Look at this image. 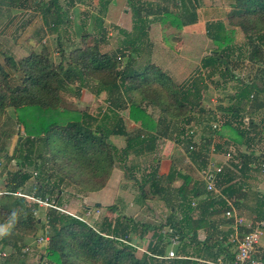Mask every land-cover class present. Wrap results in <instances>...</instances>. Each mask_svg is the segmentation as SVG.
Listing matches in <instances>:
<instances>
[{
	"label": "trees",
	"instance_id": "1",
	"mask_svg": "<svg viewBox=\"0 0 264 264\" xmlns=\"http://www.w3.org/2000/svg\"><path fill=\"white\" fill-rule=\"evenodd\" d=\"M0 2L7 7H15L24 5L25 0ZM126 2L129 3V0ZM179 5L180 12H174L177 11L176 2H172V11L159 3H147L143 7L133 8L136 24L132 28L136 33L119 29L118 32L124 38L112 53L98 50V43L104 40L105 35L102 16L98 15L94 18L95 31L91 33L82 30L79 34L81 44L68 54L60 47V37H56V61L50 57L44 42H41L38 53L32 50L19 58L5 55L0 61V137L7 139L10 136L1 126L8 109H11L17 126L16 146L13 148L17 155L14 157V153L10 158L19 167L18 171L8 174L9 185L1 190L0 225L15 211L19 215L10 222L9 234L1 237L2 247L9 245L16 248L11 237H19L27 232L34 233L42 226L38 218L33 216L36 205H26L23 197L13 194L29 178L23 168L30 164V156L33 168L41 173V177L35 176L38 183L34 189L35 196L51 197L57 186L53 182L49 185L48 180L51 178L56 182L64 181L75 185L85 192L98 191L106 184L115 164L121 165L123 174L133 179L131 169L138 164L137 159L152 156L160 140L167 138L171 131H181V126L176 127V122L183 126H193L194 110L203 113L200 101L205 86L200 82L198 86L197 80L176 82L153 64L132 68V60L128 57L119 67L117 57L124 55L122 49L128 47L136 51L142 39L147 38V22L150 20H157L162 31L168 28L177 31L184 25L196 22V9L192 6L186 8L182 2ZM105 6V0H100V13ZM52 13L55 15L52 26L68 25L66 12L56 0L48 1L41 9L44 21ZM226 19V22H205V36L212 40L215 48L201 57L199 68L208 69L207 76L219 71L220 76L230 79L233 76L229 62L233 52L231 47L234 48L232 35L235 29H239L244 37L243 43L235 48L242 50L244 45L247 58L251 62H258L259 57L264 54V0H232L230 15ZM169 38L178 39L174 34ZM261 76L263 79L262 73ZM199 81L202 82L200 77ZM238 84L228 97L225 115L222 118L217 114L211 117L210 121L215 116L219 118L220 129H211L209 124L207 128L217 137H224L232 144L248 147L258 141L260 132H256L257 124L253 120L243 124L242 110L245 104L254 111L264 108V83L259 87L254 82L238 81ZM70 88L76 97L80 96L81 89H87L94 96L103 93L105 108L97 114H89L86 110L64 105V96L69 93ZM151 108L157 109V117L152 114ZM123 109L127 110V118L139 127L133 134L125 130L120 114ZM263 120L264 117L261 118ZM111 136H122L124 146L116 147L109 140ZM208 136L209 133L195 138L192 150L187 148L189 139L184 138L181 143L191 158H198L202 151L199 147L200 141L205 145L208 143ZM218 148L215 145L216 151ZM3 149V141L0 140V159L6 160L8 155ZM44 153L46 162H41L39 166L34 160H38L40 155L41 158L44 157ZM202 155L205 157V154ZM238 156L241 159L237 169L241 172L249 160V154L236 155L235 158L238 159ZM252 159L255 162H264L262 154H256V158ZM231 177L233 176L230 173L220 171L215 185H224ZM175 180H180L177 186L173 185ZM133 181L142 201L155 197L168 205V215L162 223L135 224L131 217L117 214L116 210L117 215L112 220L107 219L92 227L74 216L48 208V237L43 257L54 264H208L207 261L215 262L218 258L225 263L232 260V245L227 241L231 232L228 226L230 221L223 217L225 205L222 199L206 192L203 185L173 167L164 176L151 170L139 180L134 178ZM146 189L147 192L144 191ZM221 189L228 197L234 192L229 185ZM201 195L204 196L195 203L197 216L193 218L190 214L192 208L189 206V196ZM54 198L57 205H60L58 197ZM115 208L112 204L107 210L114 212ZM261 217H264V213ZM137 225L141 227L140 233L150 231L146 251L139 257L134 256L131 246L121 242H130L129 234H132ZM222 225L227 228L219 229ZM164 227L167 228L165 231L162 230ZM241 227L239 229L243 233L252 228ZM199 229L205 233L202 240L194 238ZM171 238L176 239V244L173 245L176 256L165 258L171 246ZM183 244L189 245L188 254L180 253L184 249ZM262 260L264 262V257Z\"/></svg>",
	"mask_w": 264,
	"mask_h": 264
},
{
	"label": "rangeland",
	"instance_id": "2",
	"mask_svg": "<svg viewBox=\"0 0 264 264\" xmlns=\"http://www.w3.org/2000/svg\"><path fill=\"white\" fill-rule=\"evenodd\" d=\"M48 1L50 0H25L24 5L15 7H7L0 2V61H2L5 55L19 58L32 50L38 53L41 42H44L48 48L50 57L56 61L58 57V55H56V51L58 50L56 37H60V47L65 50V54H68L70 50L81 44L79 34L82 30L91 33L95 31L94 18L98 15L102 16V25L105 30L104 40L98 43V50L100 52L112 53L121 45V40L124 38V35L118 32L119 29H123L132 34L136 33L132 28L136 24L133 8L143 7L147 3L152 5L159 3L165 5L168 10L172 11L174 10L172 2H176L177 11L174 10V12H180L181 8L179 4L183 2V6L186 8L192 6L196 9V26L184 25L177 31L173 28L162 31L157 20H150L147 22V38L142 39V43L138 48H136L135 44L134 47L136 51H132L128 47L122 49L124 55H119L117 57L120 62L119 67L124 64L128 57L132 60L130 62L132 68H141L147 64H153L158 67L160 66L164 71L167 70L166 73H169V76L176 82H184L185 80L186 82H192V80H197L198 86L199 82L202 85L204 84L205 88H203L201 92L202 98L200 101L203 113L200 114L194 110L192 125L195 129H199L205 134L209 133L207 126L211 124L210 120L214 114L219 115V118H222L223 114L225 115L228 97L236 90V87L239 85L238 81L243 83L254 82L257 87L264 83V78L262 79L261 76V73L264 75V54L262 57H259L258 62L253 63L247 58L244 45L242 50L235 48L244 41V37L239 29H235L232 35V46H234V48L231 47L233 52L230 56L229 69L233 76L230 79L220 76L219 71L214 75L207 76L208 69L199 68V60L201 57L209 54L210 50L215 48V45L211 39H208L204 35V27L202 28L198 25L199 22L197 21H203V24H205V22L217 20L226 22V17L230 15L232 0H129V3H127L126 0H108L106 3L105 0L106 6L102 13H100L99 9L100 0H56L64 9L68 18V25H54L56 27L52 26L55 17L54 13L48 16L45 21L42 19L41 9L44 8V5H47ZM109 1L112 4L118 5L112 7L110 4V6H108ZM121 11L122 14H120ZM119 14L120 16H118ZM141 14H143L142 16L145 15L143 11ZM172 34L176 35L178 39L172 40L169 38ZM87 42L90 43L89 40H87ZM199 77L202 82L199 81ZM79 95V97H76L73 93V89L70 88L69 93L64 96L65 99L62 103L70 108L81 111L86 110L89 114H97L99 110L103 111L106 106L105 96L103 94L93 96L87 89H81ZM126 111V109L121 110V116H126ZM150 111L157 117V109L151 108ZM242 112L243 124L245 125L248 120H253V122L257 124L256 132H260V136L258 141L253 143L251 147L253 151H245V147L242 146L239 153L242 152L241 154L245 155L252 152L260 154V152L264 150V120L261 121V118L264 117V108L254 111L245 104ZM124 124L125 128L131 129L128 118H126ZM175 125H177L176 127L183 126L179 122H176ZM1 127L3 130L9 132L10 136H7V139H2L3 137H0V140H2L4 144L3 151L8 155V157L5 158L6 160H4V158L0 159V190L6 189V186L9 185V179H7L8 174L19 170V167L15 164V160L10 158V156H13L15 153L13 148L16 146L15 143L17 139V134L15 133L17 126L14 121L13 110L8 109L7 116L6 118L4 117ZM172 133L174 132L171 131L169 137H176L173 136ZM20 134H22L21 131ZM114 140L117 143L122 142H118V140H122L118 137L114 138ZM163 143L164 140H160L158 144H161L162 147ZM247 148L250 149L249 147ZM162 150L159 152L163 156ZM256 154L252 153V157L256 158ZM16 155L17 153L14 154V157H16ZM43 155L44 157L41 158L40 155L38 160H34L39 166H41V162L47 158L45 153ZM155 156H157V154ZM131 157L132 155H130V158ZM147 159H149V157ZM147 159L139 157V159H137L138 164L131 170V174L136 180L142 178L145 172L151 171V158L149 162H147ZM237 160L239 162V158ZM29 162L30 164H27L25 168H23L29 175V178L20 187V192L33 195L35 186L38 184L36 183L35 176L41 177V173L33 168L31 156ZM115 165L118 166L117 164ZM119 166V169L116 168L114 170L111 182L109 181L110 189L108 196H110V200H112L113 196L115 197V199H113V206L116 207L114 212L110 211L111 215H109V217H107L105 213L109 206L107 201H104L103 205L100 204L101 206L98 205L97 207L93 202V198H90V201H86L84 196H87L88 192L82 191L75 185L73 186L64 181L56 182L55 179L51 178L48 180L49 185L51 182L57 185L53 189L51 197H58V204H60L58 206L61 208V211L58 212L74 216L77 219L81 218L82 220H79L92 227L98 226L100 222L107 221V219L112 220L116 216L114 213L119 208L122 209L121 212H124L127 217L132 216L135 219V224L158 225L162 223L168 215V205L155 197L149 199L146 197L147 201H141L139 190L136 187V183L133 181L134 178L131 179L122 174L121 165ZM196 167L198 169L202 168L199 164H197ZM248 182L250 181L248 180ZM58 189L59 192H57ZM144 191L147 192V189ZM33 196H35V194ZM196 200L197 199L194 200L193 206H190L189 203V206L192 208L190 214L193 218L197 216L195 203L198 201ZM24 201L26 205L33 204L30 200L24 199ZM87 209H89L92 214L85 217L84 212H86ZM47 210L48 208L43 206H36L33 216L38 218L42 226L34 233L27 232L20 234L19 237H11V241L15 243L16 248L8 247L3 249L6 254L9 253V255L12 256L14 264H54L52 261L43 257L46 242L41 246H36L33 243L35 236L48 230L46 225ZM13 214H15V218L19 216L15 211L11 215H8L7 219L2 224L8 229L11 226L10 222L14 219ZM139 228L141 227L137 225V232L135 233L141 236L139 235V238H135L140 240L131 238L130 242H128L129 244L121 241L123 244H128L133 248L135 257H139L141 253L146 251V243L150 235V231L140 233ZM166 229L167 228L164 227L162 230L165 231ZM262 231H264V228ZM133 233L134 232H132V234ZM132 234L129 235L131 236ZM204 235V231L199 229L196 231L194 238L200 240L202 237L204 238ZM25 245L28 246V251L23 254L21 249ZM183 246L184 249H181L182 251H180V253L188 254L189 245L183 244ZM170 248L174 251V246H170L168 249ZM0 258H4V256L0 255ZM0 264H2V261Z\"/></svg>",
	"mask_w": 264,
	"mask_h": 264
},
{
	"label": "crops",
	"instance_id": "3",
	"mask_svg": "<svg viewBox=\"0 0 264 264\" xmlns=\"http://www.w3.org/2000/svg\"><path fill=\"white\" fill-rule=\"evenodd\" d=\"M120 1H123V0H120ZM181 1H184V0H181ZM110 4L112 7L118 5V4H116V5L112 4L109 1L108 6H110ZM120 14H122V11L120 12ZM120 14L118 16H120ZM149 18H150V16H149ZM197 22H199L198 25H200L202 28L204 27V24L202 23L203 21H197ZM192 25L196 26V23L189 24L188 26H192ZM204 35H205V31H204ZM159 68H160V66H159ZM160 69L162 71H164L162 68H160ZM164 72H167V70ZM167 74L169 75V73H167ZM101 94H103V93H101ZM91 95H93V94H91ZM122 118H123V123H124V121L127 118V114H126V116L122 115ZM129 122L131 125V129L125 128V130H126V132H129V134H133L136 130L139 129V127L133 121L129 120ZM182 127L183 126H181V128ZM219 129H220V126L217 130H219ZM195 131L198 133V137H200V138L202 137V135H207V134L203 133L202 131H200L199 129H195ZM210 133H212V134H210ZM213 133L214 132H211V131L209 132V136L206 138L208 143H206L205 145H202L201 141H200L199 147H200V149H202L201 155H199L198 158H196V157L191 158L188 155V153L185 151V149L183 148V146H182L183 143H181L184 140L182 138V130L181 131L177 130V132L174 131V133H172V134H173V136H176V137L170 138L168 136L167 138H163V139L161 138L162 140H164L162 147H161V144L157 143L156 147L154 148V152L151 154L152 156H150L149 159H147V162H149V160L151 158V167H152L151 170H156V173H158L159 175L164 176L165 174H167L169 168L173 167L176 170H179L181 173H184V174L190 176L192 179H194V181L196 183L203 185V187L205 186V183H204L202 173L206 169L208 162H211L215 166H221V169H222L221 172L222 173L228 172L233 177H231V179L229 181H227L224 185H221V186L215 185V186H216V188L222 190L221 187L223 188L224 186L229 185V188L234 191L232 196L235 199V205L234 206H235L236 212L243 219V221H242L243 224L241 225L242 226L241 228H243V229L248 228V227L251 228L254 226L255 222H257L259 220H264V217H261V214L264 213V204H263L264 203V170L262 171L260 168L261 163H264V162L263 161L255 162L254 159H252V158H254V157H252V153L253 154H256V153H254V152L248 153V154H250L249 160L247 161L246 165L244 166V170H242L240 172V170L237 169L240 166V163L235 158V156L240 155L242 153V152L239 153V150L241 149V147L243 145H237L235 143L232 144V142L227 140L226 138L220 137V136L217 137V135H215ZM116 137L122 139V140H118V142L122 141L121 142L122 144L117 143L114 140V138H116ZM204 137H206V136H204ZM109 140L111 143H113L118 148L123 147L125 144L124 138L122 136H111V137H109ZM113 141H115V142H113ZM215 145L219 146L217 151L214 149ZM243 147H245V146H243ZM248 147L250 149L245 147V151L246 150L247 151L248 150L253 151L251 148L252 145L248 146ZM229 148H233V151H234L233 157L234 158L229 159V160H225L223 154ZM160 150H162L163 156L159 152ZM156 154H157V156H155ZM202 154H205V157ZM248 154H246V155H248ZM260 154H262L264 157V150L261 151ZM204 158H205V160H204ZM238 158L241 159V157H239V156H238ZM200 159H202V161H204V162L200 161ZM197 164H199V166H201L202 168L198 169L196 167ZM116 168L119 169L120 166L118 165V166L113 167V169L109 175V178L107 179L104 187H102L98 191L88 192L87 196H84L86 198V201L89 200L90 198H93L94 199L93 202L95 203V205H96V203H98V205H100V204L103 205L104 201H107L108 205L113 204V199H115V197L113 196L112 200H110V196H108V192L110 189L109 181L111 182L113 172ZM121 173L123 174L122 171H121ZM218 177H221V176H218ZM215 179H217V175H216ZM248 180L250 182H248ZM179 182H180V180H175L174 181L175 184L173 183V185L177 186L179 184ZM17 191L20 192L21 190L18 189L15 192H17ZM21 193H23V192H21ZM119 195H122V194H119ZM203 196L204 195H201L199 197L189 196V199L191 201H194L195 199H197L196 201L199 202V199H201V197H203ZM205 196H206V194H205ZM140 200L142 201V199H140ZM145 201H147V200H145ZM135 207H137V206H135ZM138 209H135V210H138ZM117 210H118L117 214L125 215L124 212H121L122 209L119 208ZM105 213L107 214V217H109V215H111L110 211L106 210ZM114 214L117 215L116 213H114ZM130 217L135 222V219L132 216H130ZM226 228H227L226 225L219 226V229H222V230H225ZM133 232L134 233L130 236V240H131V238L137 239L135 237L139 236L138 233H135V232H137L136 228L134 229ZM202 239H203V237H202ZM202 239H200V240H202ZM137 240H140V239H137ZM8 247H10V246L5 245L2 247V238L0 237V255L4 256V258H0V262L2 261V264H14L12 256H10L9 253L6 254L3 250V249H6ZM263 249H264V231H262L260 236L258 237V241L254 245V251H253L252 255L255 257H262V250Z\"/></svg>",
	"mask_w": 264,
	"mask_h": 264
},
{
	"label": "built area",
	"instance_id": "4",
	"mask_svg": "<svg viewBox=\"0 0 264 264\" xmlns=\"http://www.w3.org/2000/svg\"><path fill=\"white\" fill-rule=\"evenodd\" d=\"M210 127L211 129L217 130L219 128V118L215 116V119L210 121ZM182 130V138L189 139V143L187 148L189 150L193 149V142L195 141V138H198V133L195 131V129L192 126H183L181 128ZM233 148H229L224 152V159L229 160L233 158ZM261 170H264V164L260 165ZM221 171V166H215L211 162H208V165L206 169L204 170L203 179L205 183V190L206 192L212 193L214 196L222 199L224 201V211H223V217L225 220L230 221L228 224L229 228L231 229V232L228 234L227 241L231 243L232 245V252H233V258L229 263L222 262L220 258H218L215 262L207 261L208 264H264L262 257H264V249L262 250V257H255L253 256L254 251V245L258 241V237L260 236L263 228H264V220H259L255 222L254 226L249 230L248 232L243 233L240 231V226L243 224V219L240 215L236 212L235 209V199L233 196H226L224 193L221 192L220 189L216 188L215 186V177L216 175ZM2 191L0 190V195ZM14 195L23 197L24 199L30 200L33 204L36 206H43L45 208H51L55 209L57 211H61V208L56 203L55 198L48 197V196H33V195H27L23 194L19 191L13 192ZM190 205H194V201H190ZM92 212L87 209L86 212H84V216L87 217L88 215H91ZM81 219V218H79ZM82 220V219H81ZM47 240V232L44 231L41 234L37 235L33 239V243L36 246L43 245ZM171 246L176 244V239L171 238ZM123 242H126L125 240H121ZM128 243V242H127ZM129 244V243H128ZM21 251L23 253H26L28 251V246L25 245ZM174 251L172 249H168L165 258H172L175 257Z\"/></svg>",
	"mask_w": 264,
	"mask_h": 264
},
{
	"label": "clouds",
	"instance_id": "5",
	"mask_svg": "<svg viewBox=\"0 0 264 264\" xmlns=\"http://www.w3.org/2000/svg\"><path fill=\"white\" fill-rule=\"evenodd\" d=\"M13 218H15V214H13ZM9 234L8 228L0 225V237L6 236Z\"/></svg>",
	"mask_w": 264,
	"mask_h": 264
},
{
	"label": "water",
	"instance_id": "6",
	"mask_svg": "<svg viewBox=\"0 0 264 264\" xmlns=\"http://www.w3.org/2000/svg\"><path fill=\"white\" fill-rule=\"evenodd\" d=\"M96 205L98 206V203H96Z\"/></svg>",
	"mask_w": 264,
	"mask_h": 264
}]
</instances>
